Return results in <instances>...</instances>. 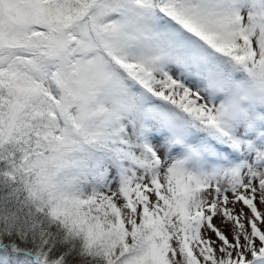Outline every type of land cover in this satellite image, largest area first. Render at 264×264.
I'll return each instance as SVG.
<instances>
[{
  "label": "snow or ice",
  "instance_id": "1",
  "mask_svg": "<svg viewBox=\"0 0 264 264\" xmlns=\"http://www.w3.org/2000/svg\"><path fill=\"white\" fill-rule=\"evenodd\" d=\"M0 264H264V0H0Z\"/></svg>",
  "mask_w": 264,
  "mask_h": 264
}]
</instances>
